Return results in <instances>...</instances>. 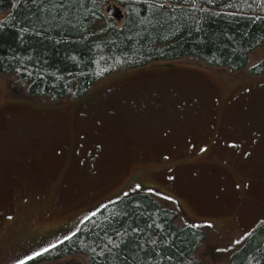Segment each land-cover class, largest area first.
I'll return each instance as SVG.
<instances>
[{
	"label": "rangeland",
	"instance_id": "rangeland-1",
	"mask_svg": "<svg viewBox=\"0 0 264 264\" xmlns=\"http://www.w3.org/2000/svg\"><path fill=\"white\" fill-rule=\"evenodd\" d=\"M263 59L264 46L250 67ZM138 190L203 231L195 264H230L264 224V75L186 58L61 101L30 94L18 72L0 78V264H22ZM37 264L92 263L72 253Z\"/></svg>",
	"mask_w": 264,
	"mask_h": 264
},
{
	"label": "trees",
	"instance_id": "trees-1",
	"mask_svg": "<svg viewBox=\"0 0 264 264\" xmlns=\"http://www.w3.org/2000/svg\"><path fill=\"white\" fill-rule=\"evenodd\" d=\"M112 2L124 8L121 25L107 14ZM263 46L264 0H0V78L18 72L30 94L53 101L83 97L115 73L186 58L264 75V59L250 67ZM178 215L138 190L22 264L72 253L92 264H195L205 235L178 226ZM230 264H264V224Z\"/></svg>",
	"mask_w": 264,
	"mask_h": 264
},
{
	"label": "flooded vegetation",
	"instance_id": "flooded-vegetation-1",
	"mask_svg": "<svg viewBox=\"0 0 264 264\" xmlns=\"http://www.w3.org/2000/svg\"><path fill=\"white\" fill-rule=\"evenodd\" d=\"M98 159H99V158H98ZM98 159H97V160H98Z\"/></svg>",
	"mask_w": 264,
	"mask_h": 264
}]
</instances>
